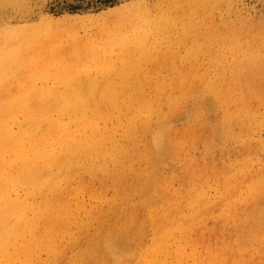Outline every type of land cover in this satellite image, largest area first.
<instances>
[{"label":"rangeland","instance_id":"obj_1","mask_svg":"<svg viewBox=\"0 0 264 264\" xmlns=\"http://www.w3.org/2000/svg\"><path fill=\"white\" fill-rule=\"evenodd\" d=\"M123 1L12 0L0 3V29ZM148 1L176 30L130 76L145 77L147 91L163 81L179 99L156 106L120 156L104 148V172L72 177L65 196L89 215L79 214L56 263L149 264L155 238L169 232L188 264H264V131L253 126L264 120V0H244L247 13L231 0Z\"/></svg>","mask_w":264,"mask_h":264},{"label":"bare ground","instance_id":"obj_2","mask_svg":"<svg viewBox=\"0 0 264 264\" xmlns=\"http://www.w3.org/2000/svg\"><path fill=\"white\" fill-rule=\"evenodd\" d=\"M229 6L249 12L244 0ZM163 14L152 13L148 0H124L96 13H46L37 24L0 29V264H57L60 246L81 225L79 214L89 215L65 196L72 177L104 172V148L120 156L156 106L179 99L163 81L147 91L145 77L130 76L154 60L159 38L176 30ZM210 27L209 20L192 30ZM254 119L264 131V120ZM169 235L155 238L149 264H188L189 255L171 250Z\"/></svg>","mask_w":264,"mask_h":264}]
</instances>
